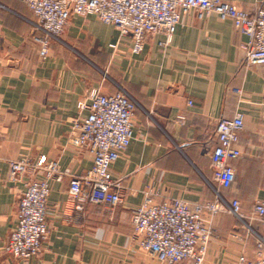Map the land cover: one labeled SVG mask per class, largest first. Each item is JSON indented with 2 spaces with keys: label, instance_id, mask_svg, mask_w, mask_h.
<instances>
[{
  "label": "crops",
  "instance_id": "crops-1",
  "mask_svg": "<svg viewBox=\"0 0 264 264\" xmlns=\"http://www.w3.org/2000/svg\"><path fill=\"white\" fill-rule=\"evenodd\" d=\"M224 1L254 14L264 0ZM34 34L27 5L0 0V264H24L1 250L17 225L24 190L9 180L10 161L46 156L72 175L90 169L91 154L67 144V135L80 115L78 103L93 89L123 90L136 104L131 143L111 168L113 179L124 183L123 202L115 208L88 203L78 211L69 202V179L52 181L48 238L40 257L26 264H159L133 236L132 212L146 190L190 205L220 194L238 199L248 217L264 202V65L246 64L248 38L231 21L188 14L169 46L162 47L165 36L157 34L140 54L93 15H74L45 59ZM238 111L244 113L242 155L230 160L236 180L222 189L212 181L216 124ZM206 218L217 230L208 264L253 257L250 231L264 234L263 225L229 214Z\"/></svg>",
  "mask_w": 264,
  "mask_h": 264
},
{
  "label": "built area",
  "instance_id": "built-area-1",
  "mask_svg": "<svg viewBox=\"0 0 264 264\" xmlns=\"http://www.w3.org/2000/svg\"><path fill=\"white\" fill-rule=\"evenodd\" d=\"M22 1L35 16L37 34L32 40L42 59L74 15H93L113 25L119 31V42L129 38L131 52L140 54L148 39L157 34L165 36L160 45L169 46L183 17L194 13L198 19L216 14L221 21H231L235 30L248 38L244 47L246 64L264 65V1L254 14L224 0ZM234 92L241 94L239 89ZM78 108L80 115L70 122L67 144L91 154L93 165L85 173L72 175L61 169L59 161L46 156H22L10 161L9 180L23 183L24 190L18 203L17 225L1 250L24 264L40 257L48 238L52 181L69 179V202L78 211L88 203L115 208L123 202L124 183L113 179L111 168L131 143L136 104L123 90L105 94L93 89L78 103ZM243 129L241 111L216 124L217 146L210 156L212 181L222 189L231 188L236 180L230 160L242 155L239 140ZM159 198V193L146 190L142 203L132 212L133 236L159 264H208L206 253L217 230L206 217L229 214L242 222L251 219L264 226L263 201L255 204L248 217L238 199H226L220 194L212 202L195 205L179 198ZM250 233L255 243L253 257L242 254L230 264H264V234L252 230Z\"/></svg>",
  "mask_w": 264,
  "mask_h": 264
},
{
  "label": "rangeland",
  "instance_id": "rangeland-1",
  "mask_svg": "<svg viewBox=\"0 0 264 264\" xmlns=\"http://www.w3.org/2000/svg\"><path fill=\"white\" fill-rule=\"evenodd\" d=\"M255 223H258V222H255ZM258 224H260V223H258ZM261 225V224H260Z\"/></svg>",
  "mask_w": 264,
  "mask_h": 264
}]
</instances>
